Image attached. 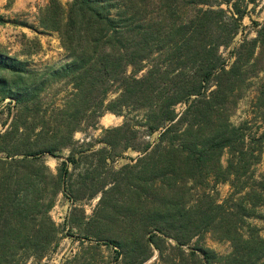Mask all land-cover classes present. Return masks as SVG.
<instances>
[{"label": "trees", "instance_id": "trees-1", "mask_svg": "<svg viewBox=\"0 0 264 264\" xmlns=\"http://www.w3.org/2000/svg\"><path fill=\"white\" fill-rule=\"evenodd\" d=\"M255 1L48 0L39 24L58 33L67 57L49 68V75L68 80L73 90L68 102L55 108L61 119L52 126L24 113L28 87L9 86L0 78L4 96L17 107L0 134L5 153L0 158V264H21L26 256H44L56 247L58 229L47 215L54 198L62 192L79 199L63 181L70 176L69 163L76 165L72 147L74 132L81 129L79 113L93 126L103 112L121 115L123 110L131 117L105 129L99 140L104 147L92 154L107 164L126 149L138 152L131 158V212L105 210L111 208L114 187L93 188L92 182L88 197L100 193V198L88 222L119 215L131 222L123 231L125 246L148 247V252L127 260L124 243L104 235L102 244L113 247L115 262L143 264L151 245L157 250L153 264H166L162 244L171 239L169 250L178 259L171 264L189 259L212 264L208 248H182L210 232L231 244L221 258L224 264H264V235L248 222L251 217L264 221L259 210L264 173L255 171L264 144V20L253 21V37L232 45L248 3ZM0 68L25 70L22 61L3 54ZM251 86L253 117L236 125L231 116ZM110 92L117 96L106 101ZM65 147L71 154L61 160L57 175L38 163L41 155L56 157ZM44 178L56 189L39 213L30 194ZM218 183L229 185L222 200L214 190Z\"/></svg>", "mask_w": 264, "mask_h": 264}, {"label": "rangeland", "instance_id": "rangeland-1", "mask_svg": "<svg viewBox=\"0 0 264 264\" xmlns=\"http://www.w3.org/2000/svg\"><path fill=\"white\" fill-rule=\"evenodd\" d=\"M47 3L48 0H0V17L2 19L0 23V54L22 61L25 67L24 72L0 68V78L5 79L9 86L28 87L30 91L24 96L26 102L24 105L27 106L24 113L37 116L39 120L43 118L53 126L61 119L60 113L55 108L57 106L60 108L68 102L70 92L73 89L68 80L54 79L49 75V68L65 63L67 57L60 44L58 33L53 30H46L39 24L40 10ZM220 6L225 9L228 8L226 4ZM263 20L264 0L248 3L241 20V27L234 37L232 45H236L244 37H253L255 35L253 21L262 22ZM2 83L5 85L4 82ZM4 87H0V134L9 128L17 109L14 102L9 97L4 96ZM254 90L255 86H251L238 101L230 119L232 123L237 125L253 117L251 104ZM116 96V92H110L106 101L112 100ZM80 116L81 129L74 132L73 138L77 143L72 147L76 165L69 163L70 176L63 178L64 183L66 181L72 186V194L78 195L79 199L69 198L62 192L56 195L54 204L47 214L58 229L56 247L44 256H26L21 264H117L114 259L116 253L113 247L102 244L103 240L106 239L103 237L104 235L113 236L124 243L122 250H129L127 260L140 259L148 252V247L125 246L124 229H127L131 222H124L119 219V215L112 221L88 222L95 213L100 198V193L88 197L89 185L92 182L95 183L93 188L102 185L105 188L114 187L109 194L111 208L105 210L112 209V212L115 211L119 214L131 212V158L136 157L138 152L126 149L120 155L107 159V164L98 163V156L92 154V151L104 147V144L99 140L105 129L120 125L127 117H131V112L129 114L123 110L121 115H117L105 111L97 117L93 126L83 121L82 113H79V118ZM154 136L155 134L151 139ZM3 141L0 143L2 147L4 146ZM70 151L71 147H65L55 152L56 157L47 154L41 155L38 163H43L49 171L57 175L61 160L70 155ZM4 156L5 153L0 151V158ZM255 171L256 175L264 173V144L261 159L256 165ZM55 189V185L47 178L34 183L30 196L37 198V204H40L39 213L44 212V208L54 196ZM214 190L217 192L218 199L222 200L229 192V185L218 183L214 186ZM259 210L264 213V206ZM248 222L256 226L259 233L264 235V221L262 219L251 217ZM88 234H97V236ZM170 244H174L171 239H167L162 244L166 264L178 260L176 252L169 250ZM148 246L152 254L143 264H153L157 261V250L153 249L151 245ZM196 246H203L210 250L209 256L212 264H224L221 258L225 257L232 249L229 241L219 240L210 232L202 234L199 239L194 237L182 248L187 252ZM187 264H198V262L189 259Z\"/></svg>", "mask_w": 264, "mask_h": 264}]
</instances>
